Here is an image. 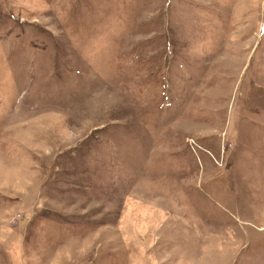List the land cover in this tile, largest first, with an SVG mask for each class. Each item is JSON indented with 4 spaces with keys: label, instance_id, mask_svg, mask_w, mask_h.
Segmentation results:
<instances>
[{
    "label": "rangeland",
    "instance_id": "1",
    "mask_svg": "<svg viewBox=\"0 0 264 264\" xmlns=\"http://www.w3.org/2000/svg\"><path fill=\"white\" fill-rule=\"evenodd\" d=\"M0 264H264V0H0Z\"/></svg>",
    "mask_w": 264,
    "mask_h": 264
}]
</instances>
